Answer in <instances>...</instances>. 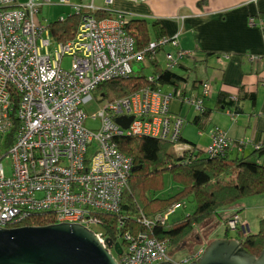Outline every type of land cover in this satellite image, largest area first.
<instances>
[{
  "label": "built area",
  "instance_id": "obj_1",
  "mask_svg": "<svg viewBox=\"0 0 264 264\" xmlns=\"http://www.w3.org/2000/svg\"><path fill=\"white\" fill-rule=\"evenodd\" d=\"M74 1L78 0L58 3L71 5ZM52 3L0 0V140L4 141L14 127L10 114L18 99V130L3 156L11 161L9 177L0 162V228H17L33 215L51 214L54 224H80L91 231V227H98L99 231L93 232L106 246L108 239L99 215L121 214L133 169L132 159L118 150L116 139H168L177 151L189 145L179 141L186 119L171 111L174 96L157 83L155 74L148 77L152 83L148 87L112 102L104 99L100 86L132 76V63L145 62L150 54L157 58L164 54L165 67L170 70L182 64L186 54L177 37H161L139 48L126 30V14L118 12L112 19L99 21L93 16L97 11L93 1L73 6L78 15L86 13L73 39L57 43L51 38L49 25L40 19L43 7ZM106 3L111 5L113 0ZM249 24L255 26V19ZM261 27L264 30V22ZM66 56L72 59L69 70L61 66ZM202 87L198 99L184 98L199 113L211 92L207 83ZM92 102L106 103L93 116L101 122L99 131L85 126V107ZM119 118H132L128 128L118 124ZM235 145L225 133L215 132L205 151L216 155L236 149ZM238 150L242 152L241 147ZM180 207L175 204L154 219L143 217L142 221L146 226L166 225ZM238 225L246 233L239 215L228 222L231 231H237ZM125 239L129 244L122 246L119 264H190L203 251L173 257L167 242L146 233L136 237L126 233Z\"/></svg>",
  "mask_w": 264,
  "mask_h": 264
},
{
  "label": "trees",
  "instance_id": "obj_2",
  "mask_svg": "<svg viewBox=\"0 0 264 264\" xmlns=\"http://www.w3.org/2000/svg\"><path fill=\"white\" fill-rule=\"evenodd\" d=\"M85 13L86 11H81L78 15L75 12L63 22L59 20L49 25L53 41L65 44L73 39ZM93 16L101 21L107 18V13L96 11ZM153 28L157 39L164 37L163 29L158 23H154ZM126 30L136 39L141 49L153 42L150 25L145 20L129 21ZM212 56L214 55L208 54L206 59ZM145 62L151 67L152 74L157 76V83L162 86H172L177 90L189 82V78L162 66L153 54L148 55ZM178 67L182 68V64ZM196 83L199 82L195 81L193 84L197 85ZM151 84L148 76L140 72L126 79L106 82L100 86L99 92L104 99L112 102ZM199 97L201 94L196 99ZM250 98L254 99V96ZM239 101V97L224 94L220 95L219 105L225 107L230 114L237 115ZM17 102L16 98L15 109L10 114L14 127L4 141V138L0 140V147L6 152L12 147L18 130ZM211 115L212 111L205 108L192 122L199 130H204ZM179 141L188 144L189 148L177 151L170 140L150 136H122L116 139L118 150L132 159L133 169L123 195L121 214L99 215L103 223V234L114 244L125 247L129 244L125 239L126 233L134 237L146 233L151 238L167 242L169 254L173 257L184 253L186 249L188 253L185 254H195L217 238L237 239L246 251L259 256L264 248V218L260 220L257 232L245 228V233L241 225H238L236 238L229 236L231 229L228 222L243 211L241 200L264 193V147H258L250 156H241L242 152L238 149L241 147L243 150L244 146H239L238 141L236 156L233 155V150L212 155L192 142L185 141L183 136ZM166 174H170L178 184L174 192L168 193L166 198L148 196L152 182L161 184ZM188 203L195 206L192 214L174 221H170V218L166 225L153 223L146 226L142 221L143 217L154 219L175 204L185 208ZM214 218L217 225L223 223L226 226L223 237L213 235L216 231L212 225ZM54 222L51 214H38L24 221L19 227H42ZM122 222L124 226L119 227Z\"/></svg>",
  "mask_w": 264,
  "mask_h": 264
},
{
  "label": "crops",
  "instance_id": "obj_3",
  "mask_svg": "<svg viewBox=\"0 0 264 264\" xmlns=\"http://www.w3.org/2000/svg\"><path fill=\"white\" fill-rule=\"evenodd\" d=\"M92 1L97 11L107 13L108 19L122 12L129 21H147L152 41L157 40L154 23L163 29L164 37H177L186 54L181 69L200 74L202 81L194 85L198 79H189L177 90L163 86L174 96L171 111L186 119V124L193 123L199 112L184 98L196 99L203 93V83L212 92L203 101L204 108L212 111L210 122L204 130L197 127V136L189 137L193 144L206 149L213 134L223 132L235 146L238 141L245 143L241 156H250L258 147H264V0H113L111 5L106 0H82V4ZM251 18L255 26L249 24ZM208 54L214 56L206 59ZM160 55L158 60L163 66ZM224 94L239 97L237 115L219 105L220 95ZM240 206L244 210L245 205ZM239 216L249 231L247 220Z\"/></svg>",
  "mask_w": 264,
  "mask_h": 264
},
{
  "label": "water",
  "instance_id": "obj_4",
  "mask_svg": "<svg viewBox=\"0 0 264 264\" xmlns=\"http://www.w3.org/2000/svg\"><path fill=\"white\" fill-rule=\"evenodd\" d=\"M131 121L117 119L124 128ZM122 254L121 244L106 240L105 246L93 231L80 224L0 228V264H119L117 257ZM190 264H264V248L255 256L237 239L217 238Z\"/></svg>",
  "mask_w": 264,
  "mask_h": 264
},
{
  "label": "rangeland",
  "instance_id": "obj_5",
  "mask_svg": "<svg viewBox=\"0 0 264 264\" xmlns=\"http://www.w3.org/2000/svg\"><path fill=\"white\" fill-rule=\"evenodd\" d=\"M52 1L54 3L50 5H45L40 14V19L44 25H51L59 21L60 19H65V18L67 19L69 16L75 14V10L73 8L74 5H82V0L74 1L73 3H71V5H60L58 3L59 0H52ZM56 45L57 43L53 45L52 50H54ZM160 57H162L161 62L165 67L166 61L164 60V54H161ZM71 60L72 59L70 57L66 56L61 63L62 68L65 70H69L71 68ZM132 68L134 71L133 75H138L140 72H142L145 76L149 77L153 73L151 67H149L147 62H140V63L134 62L132 63ZM173 71L179 73L184 77H189L190 81L196 79H198V82L202 81V77L200 76V74H196L194 72L193 73L187 72L179 67H175ZM211 94L209 95V97L211 96ZM105 104L106 103L100 104V103L92 102L85 107V111L88 115V119L85 122V126L87 129L93 131H99V129L101 128V122L99 120H94L93 116L95 114H98L100 110L105 107ZM192 113L193 111H191V114L189 115L190 117H192ZM184 130L182 136L183 138L184 137L187 138V140L189 141H191L189 137L193 138L198 134V128L195 125H193L191 121L187 122ZM180 147L183 148V145H180ZM202 150H206V149H202ZM5 152H6L5 150H2L0 148V162L1 164H3L5 168L6 176L9 177L11 175V161L7 158H3ZM177 186L178 184L173 180L172 176L170 174H166L163 177L161 184L158 185L155 182H152L147 194L151 198L154 197L166 198L168 196V193L174 192ZM241 203L244 204L245 207L244 210L240 213V215H242V217H244V219L247 220L250 227V231L257 232L259 228L260 220L264 218V193L260 195L244 198V200H241ZM194 209L195 206L191 203H188L185 208L184 207L179 208V210H177V212L171 216L170 221H174L176 219L190 215L192 214ZM212 225L216 228V231H214L213 235L219 237L220 236L223 237L225 235L226 226L223 223L220 224L218 223L217 225V220L216 218H214V220L212 221ZM91 229L95 232L99 231V228L96 226L91 227ZM229 236L231 238H236L238 236L237 231H230ZM112 253H114V250H112ZM185 253H188V249L184 250V253H178L177 255L183 257L187 255ZM114 255L117 256L115 253Z\"/></svg>",
  "mask_w": 264,
  "mask_h": 264
}]
</instances>
